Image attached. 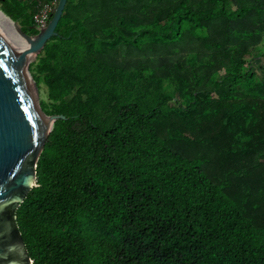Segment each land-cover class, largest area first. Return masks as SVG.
<instances>
[{"label":"trees","instance_id":"1","mask_svg":"<svg viewBox=\"0 0 264 264\" xmlns=\"http://www.w3.org/2000/svg\"><path fill=\"white\" fill-rule=\"evenodd\" d=\"M71 2L29 67L41 109L61 116L15 212L33 264H264V80L249 68L264 0H179L163 19L90 30ZM35 4L0 10L33 34ZM186 36L222 54L189 82L102 61ZM167 76L178 86L162 92Z\"/></svg>","mask_w":264,"mask_h":264},{"label":"water","instance_id":"2","mask_svg":"<svg viewBox=\"0 0 264 264\" xmlns=\"http://www.w3.org/2000/svg\"><path fill=\"white\" fill-rule=\"evenodd\" d=\"M66 3L58 0L48 25L33 34L25 33L12 20L17 33L31 46L34 59L57 34ZM22 57L12 51L0 30V264H33L15 212L37 186V161L55 120L61 117L41 109L38 88L29 71L32 61L26 66V74L20 65Z\"/></svg>","mask_w":264,"mask_h":264},{"label":"rangeland","instance_id":"3","mask_svg":"<svg viewBox=\"0 0 264 264\" xmlns=\"http://www.w3.org/2000/svg\"><path fill=\"white\" fill-rule=\"evenodd\" d=\"M78 1L79 0H77V2ZM80 2L81 7L76 10L74 9L73 15L84 16L85 20L83 25L90 30L96 28L98 25L97 22L99 23V26L107 23L113 25V19L117 16H124L125 22L127 23H146L151 19L156 18V16L163 19L166 16V13L170 11L179 0H129L126 6L122 5L121 2L114 1L118 4L116 11L114 12L113 0H80ZM94 18L97 19V21H95ZM100 20L102 22H100ZM207 29V27H203L202 31L200 30V35L204 36L208 34L210 37L206 38V40L209 44H212V42L215 41V38L218 40V37L212 31H208ZM261 44L264 46V40H262ZM159 47V45H146L145 49L139 51L133 47L119 45L108 53L104 58L105 60L102 61L114 66L125 67L129 72L133 73L140 70L146 77H151L155 74L162 75V68L166 65L168 70H172L168 73L172 78L173 76H178L186 80V82H189L190 73L194 69L192 65H196L198 69L203 67L202 64L211 67L222 57L221 52H217V49L214 47H206L203 42L199 43L195 38L194 40H190L187 36L180 41L174 42L171 46ZM263 48L258 51V57L255 58L249 66L255 74V78L258 80H264ZM196 56L198 58H196ZM35 59L33 58L31 60L32 62L29 64V67ZM191 60L200 61H193L192 64ZM247 69L248 67L245 68L244 71ZM168 76L162 77L165 81L164 85L161 86L162 92L173 90L175 86H178V83L171 81ZM37 90L40 100L45 104H49L50 101L47 98L45 87ZM222 142L227 143L228 140L225 139ZM223 143L221 144L223 145ZM262 185H264V181H262Z\"/></svg>","mask_w":264,"mask_h":264},{"label":"bare ground","instance_id":"4","mask_svg":"<svg viewBox=\"0 0 264 264\" xmlns=\"http://www.w3.org/2000/svg\"><path fill=\"white\" fill-rule=\"evenodd\" d=\"M0 30L7 39L12 51L22 57L20 61L21 68L26 71V66L31 62L34 56L30 55L31 46L17 33L14 23L0 10ZM29 78V77H28ZM30 82L31 79L29 78Z\"/></svg>","mask_w":264,"mask_h":264},{"label":"built area","instance_id":"5","mask_svg":"<svg viewBox=\"0 0 264 264\" xmlns=\"http://www.w3.org/2000/svg\"><path fill=\"white\" fill-rule=\"evenodd\" d=\"M58 0H37L32 14V25L37 31L45 28L56 8Z\"/></svg>","mask_w":264,"mask_h":264},{"label":"crops","instance_id":"6","mask_svg":"<svg viewBox=\"0 0 264 264\" xmlns=\"http://www.w3.org/2000/svg\"><path fill=\"white\" fill-rule=\"evenodd\" d=\"M23 1H26V2H29V3H32V4H34V3H36V1L37 0H23ZM75 1V2H74ZM79 3H80V5H81V2H80V0L77 2V0H72V2H71V6H70V12H71V14H73V10L75 9H77V6L79 5ZM75 16H77V15H75Z\"/></svg>","mask_w":264,"mask_h":264}]
</instances>
